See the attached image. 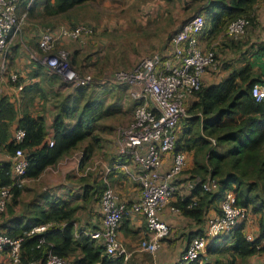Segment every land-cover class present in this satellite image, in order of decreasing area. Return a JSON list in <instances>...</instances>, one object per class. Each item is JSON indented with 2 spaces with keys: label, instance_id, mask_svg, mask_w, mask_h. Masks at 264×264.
Masks as SVG:
<instances>
[{
  "label": "trees",
  "instance_id": "1",
  "mask_svg": "<svg viewBox=\"0 0 264 264\" xmlns=\"http://www.w3.org/2000/svg\"><path fill=\"white\" fill-rule=\"evenodd\" d=\"M20 2L25 9L28 0H20ZM94 2L95 0H43L39 10L41 18L50 20L60 18L69 27H75L78 24L71 17V13L84 5H93ZM261 2L263 0H192L188 4L185 3V9L187 5L195 6V14H203L205 26L202 33L205 32L216 38L225 34V38H230L231 43L225 42L239 47L247 42L243 39L247 32L258 26L257 10ZM39 10H36L35 3L28 10L27 16L37 15L35 11ZM239 18L248 19V25L245 34L234 39L227 34V30L229 24ZM53 29L42 28V30ZM88 38L84 44L78 43L72 49L75 52L71 55V64L74 68L78 64L76 59L80 52H85L87 46L91 47ZM223 44L222 40L216 46L221 47ZM34 46L40 52L36 42ZM261 48L263 46L259 44V50ZM86 57L88 60L91 59L89 56ZM216 57L215 52V64ZM8 60H10V52ZM80 73L84 74L83 71ZM95 73L102 75L100 72ZM31 75H42L50 89L49 91L44 89L42 93L44 97L50 94L53 99L54 115L50 139L52 145H49L45 118L31 113L29 98L28 102L25 100L16 105V101L8 94L0 95V157L13 154L17 148L22 149L28 156V166L24 176L28 180L37 179L44 170L55 166L78 148H81L83 155L80 165L91 159L102 141V137L96 132V127L101 126L103 117L108 116V114L104 116V113L111 112L98 96L105 93L106 86L111 84L76 87L75 90L65 93L68 84L58 81L56 74L50 73L46 76L36 69ZM18 76L17 82L11 81L8 77L5 83L22 85L21 76L19 74ZM258 82L264 83V72L256 74L253 65L246 64L233 70L218 84L209 86L202 84L192 95L194 100L187 109L189 117L182 123L183 136L178 138L174 150L183 152L193 149L196 155L202 154L204 157V162H196L193 168L187 170V174H190L188 179L194 181L190 193L180 196L177 191L170 202L172 206L178 208L179 214L202 223L207 209L211 208L217 212L213 217L221 214L219 205L228 192H233L237 196L239 206L258 217L259 234L254 239L248 238L245 221L235 227L231 234L213 240L205 250L207 255L217 256L231 252L233 257L227 262L228 264H236L237 259L248 264L250 258L264 253V101L257 100L253 95V87ZM90 88L96 90L88 93ZM33 89L37 90L38 85L28 84V91ZM135 105L134 102L129 121L132 119ZM120 109V106L115 105L112 110L117 112ZM16 119L17 129L25 132L22 141L17 144L12 138L10 139V127ZM103 131L105 132V129ZM211 140H215V143ZM115 158L117 163L126 161L119 160L117 156ZM11 167L10 160L3 157L0 159V186L9 187L12 193L7 205L9 209L12 208L11 205L17 203L22 193V187L13 185ZM100 171L101 168L93 176H89V179H86L87 176H82L84 178L79 180L84 183L82 197L84 205L73 206L70 195L50 197L41 193L35 197L31 206H28L29 215L11 218L3 225L5 234L22 238L20 264H44L48 251L64 258L68 264H126L127 260L125 261L123 257L106 256L103 244L80 230L78 231L82 233L76 232L74 227V216L80 207L89 203H100L102 192L106 187L104 181L98 179ZM208 178L218 180L220 185L217 191L208 192L203 189L202 184ZM175 184L177 186L179 184L177 179ZM143 220L145 222L144 218ZM46 223L55 225L42 234L25 235L24 232L34 226ZM204 230L197 234H202ZM40 239H43L42 243H39ZM77 251L81 255L76 254ZM205 255L202 254L193 264H199V261L206 257ZM227 263L220 258L215 262L206 261L203 264Z\"/></svg>",
  "mask_w": 264,
  "mask_h": 264
},
{
  "label": "built area",
  "instance_id": "2",
  "mask_svg": "<svg viewBox=\"0 0 264 264\" xmlns=\"http://www.w3.org/2000/svg\"><path fill=\"white\" fill-rule=\"evenodd\" d=\"M35 0H28L24 11L17 14L16 0H0V83L9 79L18 81V74L8 71L9 43L13 33L20 28V16L28 14ZM248 25V19L239 18L228 26L227 34L234 39L242 37ZM205 26L203 14L197 13L187 19L168 41L170 55L163 57L153 53L142 58L131 70H114L108 75L94 76L80 74L69 61L68 51H56V45L64 40L84 44L86 38L93 36V29L77 25L75 27L58 26L53 30H40L37 46L43 56L41 65L54 70L62 82L73 87L99 84H115L127 88L136 103L129 124L116 130L117 157L135 164L136 171L126 169L124 161L113 167L104 168L105 189L102 192L100 206L101 225L92 230H80L83 234L97 240L105 247V255L123 257L126 261L131 253L118 238L120 223L124 217L140 215L145 219L147 239L143 249L155 255L163 240L170 234V226L161 217L164 209L178 213V208L170 204L178 191L175 180L186 165V155L175 152L179 138V124L189 117L187 101L202 85L205 69L215 65V51L203 50L199 36ZM53 71V72H54ZM17 88L20 90L22 86ZM1 91V90H0ZM253 95L264 101V83L258 82L253 87ZM122 127V126H120ZM24 130L16 129L12 140L22 141ZM215 143V140H211ZM52 145V141H49ZM171 154L169 166L165 168L164 157ZM3 159L10 160L13 185L22 187L28 166V156L17 148L13 154H6ZM121 168L138 183L140 195L134 201H125L117 197L107 182V175L114 169ZM219 182L208 178L203 182L205 191H217ZM12 197L9 187L0 186V214H4ZM221 214L211 218L202 234L194 235L187 243L179 259L173 264H193L204 253L213 240L231 234L235 227L249 218L246 208L239 206L235 193L228 192L221 202ZM54 223L34 226L24 232L26 236L42 234ZM79 233H82L80 232ZM249 239H252L250 236ZM21 237H10L0 232V252L7 251L9 264H20ZM43 239L39 240L42 243ZM34 264V263H32ZM44 264H68L67 260L47 252Z\"/></svg>",
  "mask_w": 264,
  "mask_h": 264
},
{
  "label": "rangeland",
  "instance_id": "3",
  "mask_svg": "<svg viewBox=\"0 0 264 264\" xmlns=\"http://www.w3.org/2000/svg\"><path fill=\"white\" fill-rule=\"evenodd\" d=\"M18 4V9H17V14L21 13L23 11L22 4L20 0H16ZM38 3L37 8H41V3L43 0H35L34 4L36 2ZM143 0H133L132 2L134 3L132 6H129L128 4L127 7L118 6L113 7L111 4L109 7H96L95 4H87L84 5L71 13V17H73L74 21L80 25V26H86L89 28H92L94 33L91 38H88L90 41V46H87L85 49V52L83 51L81 55H79V58L76 59L78 64L75 65V70L80 73V71H83L84 74H91V75H98L95 72H100L102 75H108L110 72L114 70H131L134 66H136L139 61L146 57L150 56L153 53H158V52H152L155 50V44H161L162 42H168L169 37L182 25V23L189 19L191 16H193L196 11H195V6L193 7H188L186 6V9L183 10L185 7H181L180 10V15L175 18V23L173 22V16L170 14L173 10H176L174 7V3L172 1H167V2H162L160 9L153 7L150 8V11L148 9V12L146 7L140 8L139 5H141V2ZM159 1H154L153 5L158 6ZM264 1V0H263ZM33 4V5H34ZM259 9L261 11L263 8L262 3L259 4ZM136 7H139L140 14H135V10L137 9ZM101 8V9H100ZM112 9H114L119 15L116 16L117 18H124L128 19L129 22H126V24L120 25L119 23H113V17H112ZM257 10V11H258ZM151 12V13H150ZM150 13V14H149ZM35 14L37 15H29V16H20V28L17 29L13 35L10 38V43H9V50L16 52L17 49L18 51L22 50L20 49L21 47L24 46L28 51H29V56H31V62L33 61L34 63H38L41 65L40 61L42 60L43 56L38 50L35 49V42L38 41V35L40 30L42 28H49L53 29L58 26H64V27H69L65 21H63L60 18L50 20V19H44L41 18L40 15V10L35 11ZM154 18H157V22L155 23H160L153 25L151 22H154ZM100 19V20H99ZM111 22V23H109ZM104 23V25H103ZM264 23V20L261 21L259 20L257 29L262 27V24ZM116 24V26L112 29L109 27L110 25ZM144 24V25H143ZM141 26V27H139ZM147 26V28H145ZM126 28V29H125ZM160 28V29H158ZM257 34V31H256ZM264 34V31H263ZM247 34L243 37L245 39ZM264 38V37H263ZM230 38H225V34L220 36L219 38H216V43L215 46L210 45L209 48H206L204 50H212L215 51L218 47L216 44H219L222 42V40L225 42L227 41L228 43H231L229 41ZM213 40V41H215ZM264 42V39L261 41ZM260 44V43H259ZM201 47V45H200ZM72 43L70 40H64L59 42L55 50L58 51H68L71 54L72 50ZM217 53V51H215ZM11 54V53H10ZM24 58L25 56L22 55ZM89 56L91 59L88 60L86 59ZM84 58V60H83ZM69 61L70 66L71 64V58ZM9 66H7L8 71H11V73H17L18 74V69L16 66H13L12 64V57H10V60H8ZM37 64V65H38ZM13 66V67H12ZM43 66V65H42ZM213 66V65H212ZM45 67V66H43ZM74 67V66H73ZM123 67V68H121ZM210 67V66H209ZM126 68V69H125ZM208 68V67H207ZM206 68V69H207ZM49 73L56 74L55 71L53 72L52 70L46 68ZM83 74V73H80ZM58 77V81L62 82V79L59 75H55ZM99 76V75H98ZM63 83V82H62ZM3 83H0V95L3 91L2 86ZM94 87V86H93ZM76 87L68 85L67 89L64 91L65 93L70 92L75 90ZM96 89L90 88L88 93L95 91ZM105 93L102 95H98L100 100L103 102L105 107H108L110 109V113H104L102 121H101V126L96 127V132L99 134L100 137H102V141L100 143V146L98 149L94 151V156L91 157V159L85 161L83 165H80L81 160H82V150L81 148L76 149L73 151L70 155L62 159L60 162L61 164L64 163L65 161H74L76 163V178L75 174L73 173L72 177L61 176L60 171L56 174H53L52 172H56L58 169V164H56L53 167H50L49 172V178H41L38 181H25L23 186H22V193L21 196L19 197L18 201L16 204L11 205L12 208L9 209L7 207V210L4 214H0V232L4 231L3 225L10 220L11 218H20L23 215H28V206L31 203V200H33L34 196L37 193L43 192L42 188L46 186L48 187L49 184L53 183H58L61 187L64 185H67L68 182L70 183H78L80 182V178H84L82 176H87L86 179H89V176H93L95 173H97L100 168L101 170L104 171L105 167H113L111 165L110 159L111 157H116L117 156V146H116V137H117V132L116 130L123 128L129 124V120L131 118V109L132 105L134 103L133 97H131L129 90L124 87H118L115 85H109L106 86V90H104ZM100 93V91H98ZM87 93V94H88ZM63 94V93H62ZM192 101L189 99L187 101L186 108L188 109L189 106L191 105ZM117 105L120 106L121 109L120 111H113V107ZM39 106H37L38 111ZM183 120L179 124V138L180 136H183L181 131L183 129ZM122 126V127H120ZM116 127H119L118 129H115ZM106 129L108 132H110V136L108 133L104 132L103 130ZM112 131V133H111ZM105 138V139H104ZM182 138V137H181ZM185 138H183L184 140ZM85 143H83L84 145ZM70 159V160H68ZM198 159L201 162H204V157L202 154L198 156ZM59 162V163H60ZM61 166V165H59ZM187 173V167L183 168L181 173L178 175L177 180H181V177L184 176L183 174ZM46 176V175H45ZM108 182V181H107ZM109 187L113 190V192L117 195L118 198L123 199L125 201L129 202V199L124 198L123 194L120 190L119 187L113 186L111 183L108 182ZM178 184V191L181 189L179 188ZM138 187V194L137 198L140 195V188ZM47 189H50L48 187ZM46 191V190H45ZM186 192V191H185ZM184 192V193H185ZM181 193V192H180ZM183 193V194H184ZM77 196V195H76ZM82 205L81 202L79 201H73L72 205L77 206V205ZM84 205V203H83ZM220 206V205H219ZM220 208V207H219ZM251 213V212H250ZM254 216L253 213H251V216ZM251 217L252 222L249 224H246V232L248 233V237L250 236L252 239L258 236L259 229L257 227L258 223V217ZM129 217H124L120 223V227L122 223L124 222L125 219ZM102 219V215H101ZM144 225L145 222H144ZM171 228V227H170ZM172 231V228L170 229V233ZM170 235V234H169ZM148 236V234L145 236V234L142 236V240L145 239ZM120 240V239H119ZM141 240V239H140ZM121 241V240H120ZM140 243V241H139ZM121 244L126 248V250L129 251V249L125 246V244L121 241ZM210 246V245H209ZM130 252V251H129ZM157 254V253H156ZM150 255L152 256H156ZM205 255V251L203 253ZM206 257L202 258L199 261V264H203L204 262H215L217 259H222L225 263L230 261L233 257L231 252H227L225 255H207L206 252ZM173 264V263H172ZM228 264V263H227ZM236 264H247V262H244L241 259H237ZM248 264H264V253L256 255L250 260H248Z\"/></svg>",
  "mask_w": 264,
  "mask_h": 264
},
{
  "label": "crops",
  "instance_id": "4",
  "mask_svg": "<svg viewBox=\"0 0 264 264\" xmlns=\"http://www.w3.org/2000/svg\"><path fill=\"white\" fill-rule=\"evenodd\" d=\"M133 0H95L94 4L96 7H109L111 4L113 7L118 6H124L127 7L129 3V6H132L136 2H132ZM158 1V0H154ZM167 2V1H172L174 3V7L176 10H173L170 12V14L173 16V22L175 23V18L180 15V10L181 7H185V3L187 2L190 3L192 0H160L158 6L153 5L154 2L153 0H143L141 2L140 8L146 7L145 10L148 9L150 11V8L156 7L160 9L162 2ZM138 2V0H137ZM38 1L36 2V10H39L37 8L38 6ZM263 6V10L259 9L257 11L259 15V20L263 21L264 20V1L261 2ZM183 4V5H182ZM42 6V3H41ZM260 6V5H259ZM258 6V8H259ZM137 9L135 10V14H140L139 7H136ZM101 9V8H100ZM185 8H183L184 10ZM112 17H113V23H119L120 25L126 24V22H129L128 19L124 18H117L119 14L112 9L111 11ZM151 13V12H150ZM149 13V14H150ZM100 20V19H99ZM154 22H151L153 25L159 24L160 23H155L157 22V18L153 19ZM111 23V22H109ZM104 25V23H103ZM144 25V24H143ZM116 26V24L110 25L112 29ZM181 26V25H180ZM141 27V26H139ZM147 28V26L145 27ZM126 29V28H125ZM160 29V28H158ZM257 31V34H256ZM264 23L262 24V27L257 29H251L250 31L247 32V36L244 39V41H247L246 43L242 44V46H233L232 44H228L227 42H224V44L217 48V57H216V64L213 66L208 67L205 69L203 76H202V84L203 86H209V85H215L220 83L222 80L226 79L233 70L239 69L242 66L246 64H252L253 65V70L256 74H260L264 72V42H261L264 38ZM216 37L211 36L210 34L207 33H202L199 36V44L201 45V48L204 50L206 48H209L210 45L215 46L216 43ZM215 40V41H213ZM72 47L77 46V42H73ZM259 43L262 44L263 48L259 50ZM21 51H18L17 49L16 52L11 51L10 57H12V64L13 66L17 67L18 74L21 76V83H22V88L23 89H18L17 86L12 85L11 83H3L4 86H2V93L3 94H8L14 101H16V105L19 102L27 100L28 98L30 99V111L31 113L36 116L40 115L45 118V123H46V129H47V135H48V140L51 139L52 135V120H53V115H54V108H53V103H52V96L50 94L46 95L44 97V94L42 93L44 89H47L49 91L48 83L47 80L42 77V75H31L33 70L39 69L40 74L41 72L44 73L46 76H48L50 73L49 71L46 70V67H43L42 65L38 64L37 62L34 63L33 61L31 62V56H29V51L21 45L19 46ZM211 48V47H210ZM73 49V48H72ZM155 50L152 52H158L160 55L163 57H167L170 55V49L168 46V42H162L161 44H155ZM263 49V50H262ZM37 50V49H36ZM74 50H71V55H73ZM73 52V53H72ZM82 53V52H80ZM22 55H26L25 58ZM81 55V54H79ZM79 55L77 58H79ZM38 64V65H37ZM12 66V67H13ZM37 84L38 89L37 90H30L28 91V84ZM42 91H38V90ZM1 93V94H2ZM46 99V100H45ZM189 99L193 102L194 98L191 96ZM37 106H39L38 111ZM19 119V116L17 117ZM17 119L12 123L10 127V139L13 137V134L15 130L17 129ZM105 132L108 133L110 136V132H108L105 129ZM182 133V131H181ZM105 139V138H104ZM184 154L186 155V167L187 170L191 169L194 167L196 162L201 163V161L198 159V156L200 154H195L194 150H184ZM5 156V155H4ZM4 156H1L0 159ZM94 156V154H93ZM67 157V156H65ZM64 157V158H65ZM171 154H167L164 157V165L165 168L169 166V162L171 161ZM63 158V159H64ZM70 160V159H68ZM61 161V160H60ZM59 161V162H60ZM58 164V169L56 172H52L53 174H56L60 171L61 176H67L69 177L73 176V173L75 174L76 172V163L74 161H65L64 163ZM111 165L115 166L117 164V159L113 156L110 159ZM126 165V169L130 172H135L136 171V166L134 163L131 161H124ZM61 165V166H59ZM49 168L44 170V172L34 180H29V181H38L41 178H49ZM46 175V176H45ZM184 176L181 177V180L179 179V188L181 189L179 191V195L183 196L185 194H189L193 185L194 181L189 178V173L183 174ZM105 173L104 171H100V176L98 179L101 181L104 180ZM107 181L111 183L113 186L119 187L123 197L129 199L130 201H134L137 199V194H138V183L132 180L129 175L123 171L121 168H114L107 176ZM76 178V174H75ZM50 179V178H49ZM83 184L82 182L78 183H70L68 182L67 185H64L61 187L58 186L59 184L53 183L52 185L49 184L48 187L50 189H47L46 186L42 188L43 192L37 193L35 197L41 193H45L48 196H65L67 197L68 195L72 196L71 198L73 201H79L84 203L83 201ZM46 190V191H45ZM186 191V192H185ZM181 192V193H180ZM185 192V193H184ZM184 193V194H183ZM77 195V196H76ZM33 200H31V204L33 203ZM78 205V206H82ZM217 212L213 209H207V213L205 214L204 221L202 223H197L193 219L187 218L182 216L179 213H172L170 212L167 208L164 209L161 213V217L164 221H166L170 227L172 228V231L170 235L164 239V241L161 244L160 249L158 250L156 256L150 255V252L145 251L143 249V245L145 239L142 240V236L145 234L147 235L146 232V227L144 225V220L140 215H133L127 219L124 220L122 223L121 227L119 228L118 231V238L125 244V246L129 249L131 256L127 260L126 264H172L175 261H177L183 252L184 248L187 245L188 240L199 233L200 231H203L206 228V225L208 223V220L213 218ZM29 215V213H28ZM101 206L99 202H94V203H89L83 207H80L74 216V227L76 229V232L78 230H91V228H97L101 225ZM253 216V215H252ZM251 213L249 214V218L246 221V224H249L252 222L251 219ZM257 217L256 215L253 216ZM210 218V219H209ZM258 223V221H257ZM259 229V225H257ZM79 232V231H78ZM259 234V232H258ZM141 239V240H140ZM140 241V243H139ZM206 253V252H205ZM78 255H81L79 251H77ZM10 263V256L7 253V251L0 252V264H9Z\"/></svg>",
  "mask_w": 264,
  "mask_h": 264
}]
</instances>
